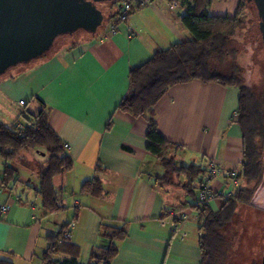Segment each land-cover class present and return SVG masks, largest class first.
<instances>
[{
  "label": "crops",
  "instance_id": "obj_1",
  "mask_svg": "<svg viewBox=\"0 0 264 264\" xmlns=\"http://www.w3.org/2000/svg\"><path fill=\"white\" fill-rule=\"evenodd\" d=\"M239 2H213L208 13L233 18ZM214 4L224 6L222 15L210 14ZM185 13L180 3L172 9L170 0H151L133 11L115 33L109 34L108 26L0 78V122L10 127L19 119L21 101L28 116L45 108L50 128L73 163L72 170L54 182L62 191L65 209L47 214L40 200L36 205L31 199L34 192L24 186L29 170L20 167L19 183L2 187L0 159V205L10 206L0 220V254H10L13 264H39L45 237L70 223L74 227L68 240L79 248L78 264H89L100 223L124 224L127 230L111 264H199L198 213L194 211L177 230L169 222L160 224L167 209L189 210L198 189L187 194L185 179L177 187H158L155 179L164 173L146 151L147 120L115 112L127 94L131 68L143 65L157 50L190 39L181 23ZM238 94L236 87L192 80L171 87L154 107L158 132L180 146L173 152L174 160L201 165L203 180L209 161L224 173L241 171L243 140L233 122ZM95 177L101 181L102 196L80 193L81 185ZM239 183L244 188L245 183ZM210 185L217 193L208 205L213 212L240 188L233 189L225 176Z\"/></svg>",
  "mask_w": 264,
  "mask_h": 264
},
{
  "label": "trees",
  "instance_id": "obj_2",
  "mask_svg": "<svg viewBox=\"0 0 264 264\" xmlns=\"http://www.w3.org/2000/svg\"><path fill=\"white\" fill-rule=\"evenodd\" d=\"M216 1L221 0L178 1L186 9L181 23L190 34V39L165 50H157L143 65L131 68L128 72L127 94L115 108V112L126 114L132 119L143 117L147 120L146 151L164 171L163 176L155 179V184L160 188L170 186L174 177H183L186 180L184 188L190 195L202 183L205 170L201 165L193 163L177 166L174 156L169 155L171 152L173 155L180 146L168 142L158 132L154 121V107L171 87L192 80L238 89V109L233 122L238 125L242 134L243 162L236 178L246 185L257 184L261 178L255 145L258 114L253 96L250 89L241 83L235 70L230 75L219 70L223 59L232 54L229 43L241 24L247 2L240 0L235 16L228 18L209 15L208 8ZM115 3H111L112 9ZM133 11L135 10H131L129 16ZM117 16V12L108 15V23L117 27ZM123 22L126 23L127 20ZM21 117L24 129L20 133L13 125L7 127L0 122L2 187L12 188L18 184L20 167L25 168L30 171V177L24 186L39 198L42 210L47 214L59 213L65 206L62 203V191L54 182L72 170V160L65 145L50 128L45 108L36 115L28 116L24 113ZM110 126L111 120L106 125V130ZM26 155L38 157L41 161H30ZM96 170L99 171V168ZM80 193L100 198L103 189L99 178L85 181L80 187ZM252 196L253 190L240 187L232 197L225 199L216 212L208 206L196 208L193 204L189 207L198 213L199 264H236V246L242 236L233 227L240 223L237 217L239 207L248 205ZM68 226L45 237L46 248L37 258L39 264H78L79 248L62 238V232ZM126 237L124 224L113 226L100 223L99 241L90 252L89 264H111L118 254V245ZM0 264H13L11 255L0 254Z\"/></svg>",
  "mask_w": 264,
  "mask_h": 264
},
{
  "label": "water",
  "instance_id": "obj_3",
  "mask_svg": "<svg viewBox=\"0 0 264 264\" xmlns=\"http://www.w3.org/2000/svg\"><path fill=\"white\" fill-rule=\"evenodd\" d=\"M115 1L0 0V76L13 67L41 59L61 38L77 31L95 34L99 27H105ZM246 2L264 50V0Z\"/></svg>",
  "mask_w": 264,
  "mask_h": 264
},
{
  "label": "rangeland",
  "instance_id": "obj_4",
  "mask_svg": "<svg viewBox=\"0 0 264 264\" xmlns=\"http://www.w3.org/2000/svg\"><path fill=\"white\" fill-rule=\"evenodd\" d=\"M115 2L113 9L111 8V5L108 15L119 11L118 7L120 0H116ZM221 7L224 6L214 4L209 10L210 14L222 15L221 10L224 8ZM241 20V24L236 28L229 43V51L232 52V54L223 59L219 64V70L227 75H230L231 72L235 70L241 83L250 89L253 96L258 114L255 131V145L259 155L261 178L257 184H245L244 186L245 189L253 190V196L248 205L239 207L237 211V217L240 223L235 224V227L233 228L237 230L238 235L240 237L242 236V238L236 246L237 252L235 255V261L236 264H262L264 251V50L261 34L246 5ZM108 26L109 23L108 20H106L105 27H99L96 34L101 33ZM83 36L87 37L88 34L83 31H77L71 37L61 38L57 41L56 46L50 53L60 48L63 44L67 45L70 42H76L78 38ZM36 61H39V59L33 60L28 64H33ZM24 65L27 64L11 68L4 75L0 76V78L10 73L13 69L23 67ZM23 109H21V115L24 114ZM169 156H173L172 152ZM26 157L30 161H41L38 157L31 155H26ZM175 162L177 163V166H180L178 160ZM162 173H164L163 170ZM19 174L21 176V170L19 171ZM180 179L184 178H173V187L181 185L180 182L182 181ZM31 199L34 204H38V198L32 196ZM81 263L83 264L84 261H81Z\"/></svg>",
  "mask_w": 264,
  "mask_h": 264
},
{
  "label": "built area",
  "instance_id": "obj_5",
  "mask_svg": "<svg viewBox=\"0 0 264 264\" xmlns=\"http://www.w3.org/2000/svg\"><path fill=\"white\" fill-rule=\"evenodd\" d=\"M179 0H172L170 2V7L172 9H176L179 5ZM149 4L148 0H120L118 7V20L119 25L123 24L125 20L128 19L131 10H137V8L144 7ZM118 27V26H117ZM114 24L109 23V34H113L117 28ZM19 108L23 109L26 106V103L21 101L19 103ZM15 129L20 133L24 129L23 119L22 117L17 119L12 124ZM221 176H225L231 183L233 189H238L240 187V183L237 181V175L234 171L224 173L220 166L214 162L209 161L206 167V177L205 180L199 185L197 190V197L194 202V206L196 208H200L203 206H208L211 202L215 201L217 198V193L212 189L210 183L212 180L217 179ZM232 197V193L227 195L226 198ZM10 206L8 204L0 205V220L7 214ZM195 210H176V209H167L165 211L164 217L160 220L161 226H164L166 223H170L174 230H177V227L188 221ZM74 227V223H70L69 226L63 230L62 238L69 239L70 231Z\"/></svg>",
  "mask_w": 264,
  "mask_h": 264
}]
</instances>
